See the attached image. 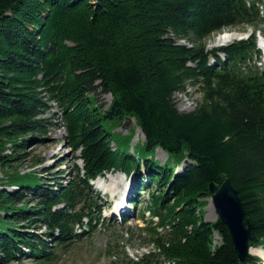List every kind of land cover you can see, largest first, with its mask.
<instances>
[{"label":"trees","instance_id":"obj_1","mask_svg":"<svg viewBox=\"0 0 264 264\" xmlns=\"http://www.w3.org/2000/svg\"><path fill=\"white\" fill-rule=\"evenodd\" d=\"M261 1L0 0V185L18 188L0 191V264L28 255L56 261L100 224L90 179L143 167L148 180L138 191L154 190L149 209L159 218L144 229L153 248L136 258L124 251L116 264H263L254 255L241 262L228 226L206 221L203 210L211 186L229 179L264 249V72L250 65L256 38L207 48L226 29H262ZM190 88L201 99L182 112L174 97ZM103 94L112 95L106 109ZM52 103L60 112L49 117ZM132 119L145 136L136 154L130 132L115 136ZM55 127L66 130L83 168L67 180L22 173L28 149ZM159 148L169 156L164 164L155 159ZM44 162L33 158L31 166Z\"/></svg>","mask_w":264,"mask_h":264},{"label":"rangeland","instance_id":"obj_2","mask_svg":"<svg viewBox=\"0 0 264 264\" xmlns=\"http://www.w3.org/2000/svg\"><path fill=\"white\" fill-rule=\"evenodd\" d=\"M251 30V28H248L246 31H244L243 27L227 29L223 31L221 35L216 34L212 36L208 40L207 47L211 50L212 48L218 47V45H223L217 44V39L222 35L237 34L239 37L235 39H238L241 36L250 33ZM260 35L263 36L264 34L257 33V37ZM174 98L180 111L191 112L200 102L201 94L199 93L198 89L190 88L187 94L179 93L176 94ZM100 100L106 109L111 104L112 95L103 94ZM52 105L53 109L48 113L49 117H52L54 114H59L60 112L56 103H52ZM60 121L61 120L57 121L58 124H61ZM129 132L130 136L128 137L132 136L130 152L132 154L139 153L142 151V143L140 144L139 142H143L145 140V136L142 129L137 126V123L134 119L128 122L126 126L120 127L116 131L115 136L116 138H119V135L128 134ZM66 135L67 132L64 128L55 127L49 135V139L47 141L33 144L32 147L28 149V161H26L21 167V172L28 173L36 171L38 173H42L44 170H48L45 176V178L48 180L51 178L52 173H58L57 177H62L63 180H67L70 178V175H74L76 170L75 166H82V162L78 159L79 153L74 152L68 143L65 142ZM33 158H43L45 159V162L43 165L33 168V166H31ZM155 159H157L160 164H164L169 159V156L163 150L158 149L155 153ZM185 167V163L178 167V173H181ZM2 176L3 175L0 172V177ZM112 178H115V180H109L116 182L113 185V190H109L108 192L106 191V188H108L107 181L106 183L99 181V186L101 188L98 187L97 183L93 185L94 190L98 192V195L102 197V199L104 197L107 198V201L105 199L102 201V204H105L106 201L105 205H107L105 216L108 218V221L106 224L102 227H99L97 232L87 239H84L74 245L70 250L61 252L56 261L48 264H116L124 256V251H126L130 258L139 257L147 252L148 248L144 245L145 240L142 238V228L144 227V223L141 220H133L129 225L123 223L120 225H114L112 222V204L113 202L119 201L126 187L129 185V180L126 181L125 175L121 173L114 174ZM102 185H105L106 188L102 189ZM108 186H110V182H108ZM17 189L18 188L16 186L0 185V191L7 190L12 192ZM31 196L32 195H29L30 199ZM205 200L206 203L203 207V210L206 213L205 219L208 222H216L218 220V214L213 203V198H206ZM141 211L138 212L133 210L132 219L141 215ZM1 214L5 215V212L3 211ZM129 228L133 229V232H131ZM215 244H221V237L218 233L215 234ZM259 255L263 257V253H260ZM15 264L42 263H40L31 255H28L27 257L23 258L22 261L16 262Z\"/></svg>","mask_w":264,"mask_h":264},{"label":"water","instance_id":"obj_3","mask_svg":"<svg viewBox=\"0 0 264 264\" xmlns=\"http://www.w3.org/2000/svg\"><path fill=\"white\" fill-rule=\"evenodd\" d=\"M213 203L221 221L229 228L236 253L241 262H244L254 247V239L251 233V222L246 214L238 191L227 179L218 189L211 186Z\"/></svg>","mask_w":264,"mask_h":264},{"label":"bare ground","instance_id":"obj_4","mask_svg":"<svg viewBox=\"0 0 264 264\" xmlns=\"http://www.w3.org/2000/svg\"><path fill=\"white\" fill-rule=\"evenodd\" d=\"M237 37H239V35H237V34H225L224 36L222 35L221 37H219L218 39H217V44H226V43H228L229 41H231V40H233V39H235V38H237ZM113 179L112 178V176L111 175H108L107 176V179ZM106 180V179H105ZM104 181V179H102V180H100V182H103ZM106 182V181H105ZM104 183V182H103ZM102 188H106L105 187V185H102ZM252 252H253V254H256V253H258V254H260V253H263V251L261 250V249H254V250H252Z\"/></svg>","mask_w":264,"mask_h":264}]
</instances>
